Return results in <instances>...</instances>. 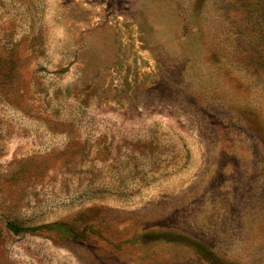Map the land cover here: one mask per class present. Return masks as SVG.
<instances>
[{
    "label": "rangeland",
    "instance_id": "obj_1",
    "mask_svg": "<svg viewBox=\"0 0 264 264\" xmlns=\"http://www.w3.org/2000/svg\"><path fill=\"white\" fill-rule=\"evenodd\" d=\"M0 264H264V0H0Z\"/></svg>",
    "mask_w": 264,
    "mask_h": 264
},
{
    "label": "trees",
    "instance_id": "obj_2",
    "mask_svg": "<svg viewBox=\"0 0 264 264\" xmlns=\"http://www.w3.org/2000/svg\"><path fill=\"white\" fill-rule=\"evenodd\" d=\"M11 229L16 230V227H14L13 225H9Z\"/></svg>",
    "mask_w": 264,
    "mask_h": 264
}]
</instances>
